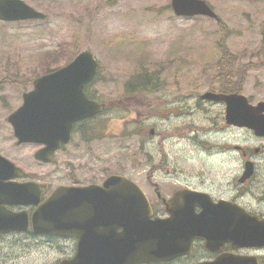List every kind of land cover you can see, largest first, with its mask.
<instances>
[{
    "label": "rangeland",
    "instance_id": "obj_1",
    "mask_svg": "<svg viewBox=\"0 0 264 264\" xmlns=\"http://www.w3.org/2000/svg\"><path fill=\"white\" fill-rule=\"evenodd\" d=\"M24 1L45 13V18L0 21V147L6 157L31 173H44L50 186L69 182L66 176L87 182L122 173L145 186L150 179L168 184L178 180L209 184L214 191L223 172L240 163V156L236 161L204 157L200 149L211 148L213 142L172 138L178 121L152 117L139 124L128 109L137 104L136 109H147L155 99L169 100L182 93L197 98L229 69L236 73L232 82L243 94L255 102L264 100V0H207L219 22L203 16L176 17L170 0ZM86 47L98 61L90 92L106 103L107 112L87 125L95 137L82 139L75 134L50 163L37 166L33 159L37 146H17L6 116L20 105L21 94L32 87L33 78L62 66ZM230 53L237 57L234 65ZM142 72L147 78L153 73L151 82L157 85L126 93L128 81ZM195 106L189 103L190 109ZM183 120L202 128L212 126L201 112ZM152 127L159 133L153 139L148 134ZM245 137V131L237 132L239 145ZM142 141L150 153L158 142L163 149L153 154L154 162L163 159L169 172L152 174L145 150L141 153ZM255 161L263 166L264 155ZM249 253L262 254L264 264V251ZM60 257L48 248L27 254L28 264H53Z\"/></svg>",
    "mask_w": 264,
    "mask_h": 264
},
{
    "label": "water",
    "instance_id": "obj_2",
    "mask_svg": "<svg viewBox=\"0 0 264 264\" xmlns=\"http://www.w3.org/2000/svg\"><path fill=\"white\" fill-rule=\"evenodd\" d=\"M170 5L178 16L218 18L205 0H171ZM43 17L44 13L24 0H0L2 21ZM96 68L97 60L91 49L86 48L62 68L34 79L33 89L23 93L22 105L7 117L17 143H43L45 147L35 157L49 161V155L60 143L68 141L74 122L101 111L102 104L87 99L83 93L84 84L93 78ZM202 97L224 100L228 123L249 127L257 135L264 136V101L252 105L243 95L212 92ZM13 170L19 168L0 156V202L13 195H27L25 201L35 202L36 198L29 197L33 192H28L27 183L3 182L20 175ZM84 203L93 212L77 217L75 211H81L79 206ZM196 205L202 207L198 213L194 211ZM167 210L169 217L151 218V207L139 186L121 175L112 174L104 180L103 187L94 184L56 188L35 209L32 219L38 231L70 235L77 228L80 237L90 234L87 240H80L74 259L60 264L167 261L188 253L193 239H203L206 249L211 251L225 242L236 248L264 247V218L247 215L223 202L212 203L206 194L182 190L167 202ZM5 225L11 226V221L6 219ZM197 264L259 263L253 255L223 254L212 262Z\"/></svg>",
    "mask_w": 264,
    "mask_h": 264
},
{
    "label": "flooded vegetation",
    "instance_id": "obj_3",
    "mask_svg": "<svg viewBox=\"0 0 264 264\" xmlns=\"http://www.w3.org/2000/svg\"><path fill=\"white\" fill-rule=\"evenodd\" d=\"M228 59L230 60L231 65H234L235 62L237 63V57L232 56L231 53ZM227 72L228 73H226V71H223L218 74V76L214 80V85L212 84V87H209L207 91L226 94H243L239 90V88H237L236 83L232 82L236 73L234 71H230V69ZM155 85L157 84H152V86ZM92 86L93 82H89L84 85L83 89L85 90L84 92L86 96L103 103V110L104 113H106V103L95 97L90 92ZM245 96L247 97V100L249 102L251 98L247 94ZM152 102L153 104H150V107L147 109H136L138 105L137 104L134 108L129 107L128 112L134 115V119H136V121H139V124L152 117L159 118L163 121H178V124L180 125L172 127L176 130V134L175 136L173 135L171 137H176L178 141L183 140L186 143H189L190 139H199V143L213 142V145L211 144V148L200 149V152L204 154V157H206L207 159L223 156V159L226 158L229 161H236L237 157L240 156V163L235 168H232L234 166L230 165L229 169H226L228 171H231V173H226V170L223 172V174L221 175L223 181H219V185L215 187V191L208 186L209 184H198L196 186L195 184L180 182L178 180L168 184L166 181H151L150 179L149 183L146 186L151 187V190L142 183L138 182L137 179H134L129 175L115 173L131 179L143 189L149 200L153 217L166 218L170 216V212L167 210L166 201L173 198L174 194L178 190L187 189L189 191L201 192L203 194H206L208 196V199L213 203H219L223 201L224 204L228 207L234 206L244 211L248 215L252 214L256 215L258 218H264V165L262 166V164L255 161L256 156L264 155V137L255 135L254 132L249 129V127L243 128L227 124L225 120L224 101L201 99L200 97L191 98L190 94L182 93V96L180 97L171 98L169 100L160 98L155 99ZM190 102L196 103L195 109L189 108ZM250 102L255 103V101ZM164 105H167V107L165 108ZM196 112H201L204 119L209 120L210 125L212 126L209 128H202L198 127L197 125H191L188 122L185 123L183 118ZM88 120L89 119L83 120L79 122L80 124H73V127L70 131V139L66 145L70 144V142L74 138L73 135L75 134H78L82 139L95 137L91 136L92 134L89 132L90 129L89 127H87L89 123ZM78 124L81 127L79 129H76ZM238 131L246 132V137L242 140L243 146L238 144ZM148 134L151 136V139L156 138L159 135V133L156 132L155 127L150 128ZM168 136L170 137V135ZM154 141H156V139ZM249 141L254 143L255 145L249 146L252 145L249 144ZM144 142L142 141L141 153H143V151L145 150L146 153L144 154L147 157L146 164H148V167L152 170V174L154 175V173L162 169H165L169 172V169L164 168L163 159L159 160L158 162H154L153 154L160 153V149L163 148H159V146L157 145L158 142H156V144L152 146V150L154 152L150 153L146 150L147 147L146 145H144ZM214 143H217V145H215ZM15 144L17 146H26L29 144L36 145L37 149L33 153V159L36 165L41 166L42 164H47L35 159L36 152L42 149L43 145L37 143H17L16 140ZM66 145H61L60 148L55 151V153L51 156L52 160L54 155L59 150H62ZM162 153H166V151L163 150ZM0 154L6 157L3 154L1 147ZM249 161L252 162V170L250 174ZM12 162L21 169V176L10 181L27 183V189L29 191L30 186H35L32 190L33 194H29V197L36 198V203H30L29 201H25L23 203L0 202V264H28V252H30L31 250H37L39 248H48L50 250L53 249L61 254V257L58 258L53 264H59L63 260L73 259L77 254L80 240H87L90 234L80 237L81 232L77 228L75 229V233H73L72 235L45 234L35 229L33 224L36 222L32 219V213L34 209L37 208V206L42 203L55 188L61 186L86 187L94 184L103 187L104 180L110 174H107L102 179L87 182H83L78 180L77 178H70L66 176V179H69V182H59L54 186H50L45 179V176H43L44 173H31L14 161ZM200 181L203 182V180L201 179ZM79 209H81V211H75L77 217H80L83 214H92L93 212L89 211V207L88 205H86V203L80 205ZM201 209L202 207L200 206L194 207L195 212H200ZM6 219H9L11 221V226L5 225ZM78 223L79 222L77 221V224ZM14 224H16V227H14ZM40 229L41 228H39V230ZM118 231H120V229H118ZM87 244L89 246H92V243L88 242ZM250 250L252 249L233 248L230 243L225 242L219 249L215 251H208L204 247V241L200 239L194 240L192 242L191 250L187 255L180 256L169 262H153L148 264H195L201 261H212L222 254L240 253L248 255ZM262 256L263 255L258 254L259 259Z\"/></svg>",
    "mask_w": 264,
    "mask_h": 264
},
{
    "label": "trees",
    "instance_id": "obj_4",
    "mask_svg": "<svg viewBox=\"0 0 264 264\" xmlns=\"http://www.w3.org/2000/svg\"><path fill=\"white\" fill-rule=\"evenodd\" d=\"M150 82H151L150 77L149 78H145L144 74H139L137 76L133 75L132 78L128 81L129 84L130 83H134V85L137 84V83H140L142 88L143 87H147L148 83H150ZM134 87H129V88H127V90L130 91V92L135 91L136 88H134ZM137 89H141V88L139 87Z\"/></svg>",
    "mask_w": 264,
    "mask_h": 264
}]
</instances>
